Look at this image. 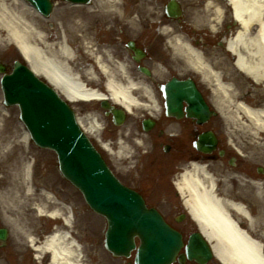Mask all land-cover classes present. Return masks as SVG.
<instances>
[{
	"label": "bare ground",
	"instance_id": "obj_1",
	"mask_svg": "<svg viewBox=\"0 0 264 264\" xmlns=\"http://www.w3.org/2000/svg\"><path fill=\"white\" fill-rule=\"evenodd\" d=\"M203 1L204 10L212 9L211 20L207 16L204 18V21L210 20L208 23L211 26L219 23L226 13L232 14L237 30L227 40V49L234 56L235 65L241 72L264 83V0ZM22 2L0 0V30L4 31L0 42L6 39L14 44L35 74L45 79L65 99L85 103L106 98L122 106L130 115L139 106L147 110L156 106L150 88L134 81L125 63L114 61L110 51L92 53L94 61L86 62L83 69L80 68L66 34L52 41L46 32V21L36 20V12ZM175 41V50L200 69L202 77L210 79L223 104L231 108V112H225L220 104L218 109L221 115L232 122L244 119L242 128L254 130L253 135H256L255 141L258 142L264 136L261 134L264 133V107L254 108L241 102L233 84L224 81L221 71L211 68L199 51L189 44L179 39ZM97 77L104 80L106 97L95 88L99 86L96 84ZM140 91L146 97L145 103L134 96ZM77 121L88 135L96 136L101 128V123L91 115L77 116ZM15 131V128L0 125L1 158H8L12 154L11 150L3 152L2 149L14 143L12 137H16ZM22 134V141L26 142L28 134L26 131ZM119 154L130 156L122 146L117 151ZM30 167V162L22 166L24 172L20 178L23 182L29 180ZM209 169L191 162L174 184L191 221L203 235L201 239H206L221 264H264V184L254 179L233 176L238 184L245 187V192L241 193L238 187L232 189L231 180L215 175ZM25 188L29 189L28 186ZM45 196L53 199L50 193ZM52 208L50 215L62 216L63 226L67 230H56L47 237L41 243L40 252L50 250L47 264H82L76 254L79 245L69 236L72 226L70 210L57 205ZM39 210L45 211L42 208ZM28 238V242L35 246L34 239L31 236Z\"/></svg>",
	"mask_w": 264,
	"mask_h": 264
},
{
	"label": "flooded vegetation",
	"instance_id": "obj_2",
	"mask_svg": "<svg viewBox=\"0 0 264 264\" xmlns=\"http://www.w3.org/2000/svg\"><path fill=\"white\" fill-rule=\"evenodd\" d=\"M168 2L169 0H120L112 27L120 36H124L125 41H128L125 36H130L129 39L133 38L135 47L144 53L143 64L150 69L156 68L155 77L143 79L152 91L156 106L148 110L145 108L133 110L134 113L126 118L127 123L130 122L126 133L125 126L122 132L119 128L114 129L111 118H108L105 136L109 139L111 148H116L121 140H126V145L131 146V158L120 164L127 165L129 176L135 177L136 180L131 181L121 177L120 180L138 191L149 206H154L161 212V206L171 211L170 218L165 215V220L178 229L186 242L195 232V224L181 206L178 194L172 187L167 191L163 190L162 195V190L155 194V191H158L155 186L165 182L171 186L173 180L181 175L190 162L209 168L218 160H225L229 168L232 155L224 144L222 134L217 132L216 120L210 119L207 123L198 125L185 116L175 119L165 114L159 85L166 83L172 76H179L182 80L191 78L204 98L212 99L214 95L211 83L206 84V80L200 74L172 57L173 54L167 45V36H181L196 46L204 61L211 68L221 71L225 82L229 81L233 84L234 91L240 99L246 101L248 96L253 97L256 94L257 105H262L264 94L261 88L257 87L258 84L239 74L233 66L235 59L227 50L226 42L235 32L237 25L230 22L232 21L230 12L222 17V23L215 24V27L211 28L204 18L207 16L211 20L212 9L204 10L203 0H177L180 13L175 20L165 12ZM158 67L164 70L161 76L158 74ZM137 97L146 100L142 92H138ZM149 124L151 128L146 131L144 128ZM207 130L214 131L218 139L217 151L210 154L193 148V141L200 133ZM165 147L166 151H163ZM112 161L113 164L110 160L109 163L114 171L117 170L118 176H123L120 168L115 167L114 159ZM260 176H264V173ZM20 208L16 211L13 208L8 212L0 211V262L2 264H47L49 250H45L44 253L39 249L41 243L59 222L49 217L46 219L44 214L36 213L34 208L30 211L29 205H22ZM68 209L72 214L71 229L75 233L77 232L74 224L76 211L74 212L73 208ZM87 228L92 229V226ZM87 228L82 231L83 236L79 238L83 243H85L83 239L88 235ZM28 236L34 239L35 246L28 242ZM88 245L87 250L83 248V253L93 258L95 244L88 243ZM129 261L125 260L127 263ZM183 264L197 263L185 261ZM205 264L215 263L210 260Z\"/></svg>",
	"mask_w": 264,
	"mask_h": 264
},
{
	"label": "water",
	"instance_id": "obj_3",
	"mask_svg": "<svg viewBox=\"0 0 264 264\" xmlns=\"http://www.w3.org/2000/svg\"><path fill=\"white\" fill-rule=\"evenodd\" d=\"M30 1L40 11L48 13L47 0ZM3 70L0 66V71ZM1 87L5 103L19 105L21 119L35 143L56 152L61 174L82 192L94 211L107 218L106 247L109 251L114 255H128L134 248L132 237L136 235L140 238L136 264H169L181 246L179 236L157 212L147 210L138 195L119 184L80 132L72 111L57 94L19 62L14 64L10 75L3 76ZM189 87L173 82L168 85L167 92L177 104L188 99L193 110H207L195 90ZM168 108L176 109L171 108L170 102ZM205 248V243L199 240L187 246L186 252L199 260ZM207 254L206 251L205 256Z\"/></svg>",
	"mask_w": 264,
	"mask_h": 264
},
{
	"label": "rangeland",
	"instance_id": "obj_4",
	"mask_svg": "<svg viewBox=\"0 0 264 264\" xmlns=\"http://www.w3.org/2000/svg\"><path fill=\"white\" fill-rule=\"evenodd\" d=\"M101 1L103 0L96 1V4L98 7L107 6V2L105 3ZM93 5L95 6V4ZM56 6L59 7L58 5ZM83 10L84 9H79L81 14L86 13ZM57 11L59 10L56 9L55 12L57 13ZM61 13L56 15L57 16L56 21L62 22L64 24L65 26L64 28L69 34V36H67L69 38V43L71 44V46L73 44L76 47L79 53L78 56L80 57L81 63H83L84 58L87 59L90 56L89 53L91 54V48H89L88 45L93 46V47L97 46L98 48H100V46L98 45V42L96 41L95 37H88V36H74L73 37L71 34V26H70V21H71L70 16H69L70 9L68 10L67 8H64L61 10ZM54 19L55 17L50 18L49 22L51 24L53 23L54 28H53L52 35H54L55 37L54 39H56L58 30L55 27ZM48 32H51V31L48 30ZM54 33H56V35ZM116 34H117L116 35L117 37L115 38L114 42L111 41V43L108 44V46L110 45V47L109 48L107 47V50H111L110 52L114 55L116 54L115 57H113L114 60L121 59V58L125 59V56H126L125 51L122 50L123 48H121L122 39L124 40V36H120V34L118 33ZM0 36L1 37L4 36V31L0 30ZM125 37L128 38L130 36H125ZM114 50L116 51V53ZM83 51H85V53H82ZM81 56H84V58H82ZM20 58L21 57L18 51L16 50L14 44H12L6 39L0 42V61L5 62L7 66L10 67L14 59H20ZM219 103H221V101H219ZM221 104L224 107L228 108L223 103ZM76 105L74 104L73 106L75 107ZM1 107H3V104H2V93L0 89V125L4 124L10 128H15L16 130L15 131L16 137L15 138L12 137V140H14V143H12L11 146L8 145L6 148L2 149L3 152H7L8 150H11L12 154L8 158L5 157V159L4 157L1 158V154H0V176H7V178L3 179L4 181L11 182L12 180L14 181L16 180L15 182H17V179L19 178V176H22V173L24 172L22 168L23 164L26 162H30V165H31L30 175L33 177V182L30 180V188H33V190L35 191H40V190L42 191L43 189H45L44 187H47L45 191H50L54 195L57 201H62V199H64L63 203L73 208L74 212L76 211V215H75L76 222L74 224H75V230H77L76 232L77 237L81 238V236H83L82 231H85V228H87V226H92V229L91 228H89L90 230L88 228L86 229L88 235L84 239L83 238L82 239L84 240L86 244L88 243L95 244L94 247L96 248L98 253L102 252V248L100 245V242H101L100 228L102 226L100 224L102 223L99 222L98 218L93 217V214L90 213V211L86 208L79 194L68 183H66L64 180H62L59 177V174L57 172L55 154L50 152L49 150L37 148L31 141L23 142L22 133L25 131V129L22 123L20 122V120L18 119L17 107L16 106H11V107L4 106L3 108ZM96 107L97 105L95 107L94 106L91 107L90 105H82V104H79L76 106V108L80 110L79 114L83 115L84 117L86 115H89L88 114L89 111H93V110L96 111L99 109V108L96 109ZM232 130L236 131L234 128H231V126H227L228 133H231ZM120 131L122 132V130ZM124 131L126 130L124 129ZM232 133H235V132H232ZM236 133L238 134H235L234 136L238 138L237 144H240L241 143L240 140L243 139L242 151L245 154L244 155L245 157H238V161H241L244 163L242 167V172L243 173L247 172L251 174V176H247V177H255L259 179L260 178L259 176H254L255 174L254 167H252L251 170L249 169V167L250 165L255 166L254 164H256L257 161L264 164V161H259L258 159H254V156H253V154L255 155L254 149H253L254 147L248 146L247 141L244 140L243 136L242 138L240 136L241 134H245V132L236 131ZM223 136H224V133H223ZM115 156L116 155H114L113 157L115 158L114 165L115 167L117 166V168H120L121 174H123V170H125V166L120 164V162H122V159H121L122 157L121 156L115 157ZM113 158L112 156H110L112 164H113V161H112ZM226 170H223V172H226ZM227 173H231V171L229 170ZM121 177H123L124 179H129L131 181L136 180L135 177L129 176V173H127L126 170L124 171V175ZM224 177H227V178L229 177L231 179L232 185H234L237 182L236 179L232 178L231 176H224ZM245 177L246 176H240V178H245ZM162 185H163L162 183L156 185L155 189L156 190L159 188L162 189ZM17 188L22 189V186H19ZM164 188L166 189L167 186L166 187L164 186L163 189ZM1 189H4V188L2 187ZM14 192L17 194L14 200L12 202H9L7 200L6 201L8 202V205L10 204L14 205L15 210L21 209L20 208L21 205H25L27 203L32 204L35 202L34 200L36 199L35 195H27V194H23L22 192L19 193V192H16V190H14ZM158 192L159 191H155V194H157ZM164 211H165L164 213L166 214V216L170 218L171 211H168L166 209H164Z\"/></svg>",
	"mask_w": 264,
	"mask_h": 264
}]
</instances>
